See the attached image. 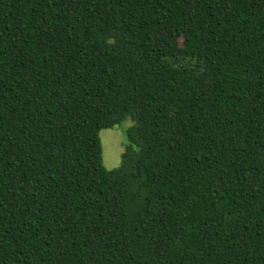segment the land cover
I'll use <instances>...</instances> for the list:
<instances>
[{"label": "trees", "instance_id": "1", "mask_svg": "<svg viewBox=\"0 0 264 264\" xmlns=\"http://www.w3.org/2000/svg\"><path fill=\"white\" fill-rule=\"evenodd\" d=\"M0 264H264V0H0Z\"/></svg>", "mask_w": 264, "mask_h": 264}, {"label": "rangeland", "instance_id": "2", "mask_svg": "<svg viewBox=\"0 0 264 264\" xmlns=\"http://www.w3.org/2000/svg\"><path fill=\"white\" fill-rule=\"evenodd\" d=\"M132 124L128 119L114 128H105L100 132L101 143L103 147V162L109 169L120 166L122 154L128 143L126 130Z\"/></svg>", "mask_w": 264, "mask_h": 264}]
</instances>
